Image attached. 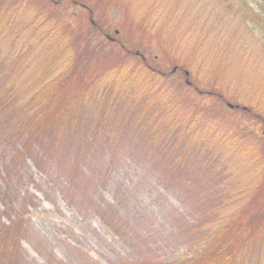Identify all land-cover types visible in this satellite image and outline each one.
Here are the masks:
<instances>
[{"label":"rangeland","instance_id":"1","mask_svg":"<svg viewBox=\"0 0 264 264\" xmlns=\"http://www.w3.org/2000/svg\"><path fill=\"white\" fill-rule=\"evenodd\" d=\"M72 1L60 5L66 9L65 3ZM74 1H81L104 30L98 39L108 35L119 40L158 72L139 75L135 68L140 57H130L131 79L124 87L131 88L136 81L137 88L130 90L137 92L133 99L129 90L119 88L126 75L117 78L118 66L109 68L105 75L111 77L100 79L127 96L118 99V105L111 104L116 101L113 95L81 103L74 129H61L49 140L59 143L37 149L41 168L30 156L12 159L7 187L3 168L14 152H3L5 125H0V234L18 237L14 247L26 264H124L143 257L153 263L172 262L188 250L189 240L183 237L184 230L173 231L185 221L181 225L178 217L173 219L176 212L167 210L177 203L171 192L175 186L170 174L156 166L166 152L160 153L151 142L156 138L151 135L155 121L166 122V114H175L183 124L174 126L187 123V146L189 141L198 143L197 148L210 145L224 159L244 154L243 159L264 165V32L248 14L237 11V0L230 3L234 8L221 0ZM239 2L264 19V12L256 8L264 5L262 0ZM35 6L33 11L40 9ZM15 9L12 0H0V15L6 22ZM22 10L20 17L27 15L26 7ZM66 13L78 23L85 12L72 5ZM61 41L41 36L34 46ZM34 59L29 58L26 67L35 66ZM5 68L0 67V73ZM165 72L173 76H159ZM214 94L222 95L223 101ZM143 112L151 119L135 121L134 113ZM242 128L252 137L243 136ZM255 137L262 141L255 143ZM191 154L188 160L196 158ZM201 156L208 158L205 153ZM112 159L121 163L111 165ZM98 167L101 172L95 173ZM201 171L192 172L205 178L208 172ZM184 187L200 188L189 180ZM195 199V194L187 196V227L199 219Z\"/></svg>","mask_w":264,"mask_h":264},{"label":"trees","instance_id":"2","mask_svg":"<svg viewBox=\"0 0 264 264\" xmlns=\"http://www.w3.org/2000/svg\"><path fill=\"white\" fill-rule=\"evenodd\" d=\"M12 1L16 9L7 17V22L6 17H3L2 13L0 15L2 18L0 27L4 29L0 31V67H6L1 69L0 73V125H5L1 129L5 141L3 152L7 153L9 149L14 152L3 168V173L8 177L3 187H7L11 181L12 159L30 156L34 165L42 167L38 160L42 154L37 149L40 151L44 145L51 147L59 143L49 140L55 138L56 132L59 134L61 129L68 132L69 129L70 131L74 129L77 107L81 103L90 104L95 99L113 95L116 101H111V104L118 105V99L122 100L127 96L118 93L122 92L119 88L129 90L127 92L133 99L137 98V92L130 91L137 88L135 80L131 88L124 87L131 79L128 71L129 63L132 62L131 56L140 57L136 66L139 67L135 68L139 75H156L158 72L154 68H147L146 59L128 51L119 40H113L108 35L98 39L104 30H100L96 25L92 12L81 1L66 2V9L60 5L66 0ZM235 1L221 0L225 4ZM262 2L264 3V0ZM32 4L39 5L40 9L33 11L36 6L30 8ZM236 4L237 11L244 15L248 14L264 32V19L255 13V9L251 7L247 9L246 3L244 5L239 0ZM72 5H79L85 12L79 17L78 23L66 16L67 9ZM228 6L234 8L232 4ZM24 7L27 9L25 10L27 15L18 16L24 11L22 10ZM256 8L264 12L263 4ZM41 36L50 38L56 36L62 41L59 44L35 47V38ZM33 56H35L33 62L38 63L32 68L26 67L28 59ZM95 65L104 66V69H94ZM117 66V74L114 76L119 78L120 75H126V78L120 81L119 88H110L100 78L105 80L111 77L105 75L106 72L109 68ZM15 67L17 70L10 73ZM171 74L165 72L159 76L171 77L173 76ZM214 95L219 101H223L222 95ZM242 111L248 112L246 108ZM140 113H134L135 121L151 119L148 113ZM151 114L156 117L154 112ZM166 115V122L155 121L158 124L153 127L151 135L156 138L151 142H155L153 147L157 151L166 152L162 160L155 162L157 168L162 166L164 174H170V180L174 181L172 185L175 188L171 192L177 203L175 206L169 204L171 210H167L176 212L173 219L178 217L181 225L183 220L185 221L184 226H176L173 231L184 230L183 237L189 240V247L182 256L172 262L153 263L143 257L139 260H126L123 263L264 264V165H257L252 159H243L244 154L235 159H224L222 152L210 145L197 148L198 143L189 141L187 146V123L184 121L183 126H174L176 122L181 124L183 122L175 114ZM9 127L12 131L5 134ZM239 132L243 136L252 137L248 129L242 128ZM261 141V138L255 137V143ZM193 152L196 153L194 155L196 158L188 160V155ZM201 153L208 155V158L206 160L201 158ZM119 160L112 159L110 163L117 165L121 163ZM102 163L109 162L102 160ZM194 169H202L201 172L208 173L203 178L196 174L198 172H192ZM94 172L98 173L101 170L98 167ZM107 174L109 178L112 176L110 168L107 169ZM187 180L200 188L187 191L184 187L187 186ZM194 194L196 199L193 200V204L199 210V219L187 227V196ZM166 197L172 201L170 196ZM7 233L5 236L0 234V264H26L24 256L17 251V247H14L17 246L18 234H14L16 239L13 236L7 239Z\"/></svg>","mask_w":264,"mask_h":264},{"label":"water","instance_id":"3","mask_svg":"<svg viewBox=\"0 0 264 264\" xmlns=\"http://www.w3.org/2000/svg\"><path fill=\"white\" fill-rule=\"evenodd\" d=\"M230 107H232V105L231 104H228Z\"/></svg>","mask_w":264,"mask_h":264}]
</instances>
